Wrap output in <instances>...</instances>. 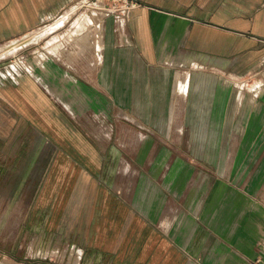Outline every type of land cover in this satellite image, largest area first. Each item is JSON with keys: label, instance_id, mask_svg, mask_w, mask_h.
I'll use <instances>...</instances> for the list:
<instances>
[{"label": "crops", "instance_id": "crops-1", "mask_svg": "<svg viewBox=\"0 0 264 264\" xmlns=\"http://www.w3.org/2000/svg\"><path fill=\"white\" fill-rule=\"evenodd\" d=\"M71 1L0 0V43ZM99 42L95 77L69 79L75 107L58 80L0 88L1 158L46 182L36 226L62 215L85 264H264V0H128L102 19ZM197 78H256L261 93L248 109L223 87L204 98ZM94 124L110 128L107 149L88 134ZM239 125L233 143L225 132ZM188 130L190 142L176 134ZM190 145L217 149L194 161L177 150ZM238 146L239 171L216 172Z\"/></svg>", "mask_w": 264, "mask_h": 264}, {"label": "rangeland", "instance_id": "rangeland-1", "mask_svg": "<svg viewBox=\"0 0 264 264\" xmlns=\"http://www.w3.org/2000/svg\"><path fill=\"white\" fill-rule=\"evenodd\" d=\"M123 6H126L125 0H72L65 6L58 18L46 22L40 26L39 30L0 43V88L8 83L12 85L17 78H36L47 88L58 80L72 85L70 89L73 97L62 96L61 98L67 106L75 107L78 104L77 101L83 102L80 87L75 89L76 85H73L69 79L95 77L100 62L96 43H100L102 19L106 14L123 10ZM89 20L93 22V25L88 26ZM83 25L85 27L87 25V29L80 35ZM183 76H186L185 71L180 77ZM197 79L201 80L199 92L204 98L209 96V92L214 93L215 86L217 91L222 90L223 87L226 91H233L238 96L242 95L246 98L248 109L251 107L250 99L255 100V96L261 93L256 78L252 80L250 78ZM183 80L180 84L183 82L182 85L186 87V81ZM183 91L178 92H182L181 95L184 96ZM212 101L213 99H210V103ZM203 102V99L200 100L199 105H207ZM91 115L85 114L84 118L93 122ZM240 127L241 125L234 131L226 130L225 137L232 138L233 143L239 138L243 139L245 131L239 129ZM88 134L100 141L103 149H107L113 142L109 140L110 128L103 124H94L88 130ZM176 134L182 139L194 138L191 130ZM203 134H205L203 130H200L199 136L202 137ZM194 136L196 137L195 132ZM240 148L239 146L232 147L233 155L230 158L233 160L232 163H219L215 171H222L226 168L238 172L239 163L235 159L238 160ZM198 149L201 152L209 151L213 154L217 148H198L192 145L177 148L179 154L190 158L197 155ZM0 153H2L1 150ZM194 161H196L195 158ZM43 181L33 178L21 179V171L16 169V164L3 161L0 154V264L86 263L84 257L81 259L79 245L70 242L69 237L65 238L62 215L61 218H52L55 221H52L54 226H36L39 216L42 222L45 219L42 211L35 210L40 184L44 186L45 183L46 185Z\"/></svg>", "mask_w": 264, "mask_h": 264}, {"label": "bare ground", "instance_id": "bare-ground-1", "mask_svg": "<svg viewBox=\"0 0 264 264\" xmlns=\"http://www.w3.org/2000/svg\"><path fill=\"white\" fill-rule=\"evenodd\" d=\"M88 24V26L89 25H93V22L92 21H90L89 20V22L87 23ZM84 26V25H83ZM86 27H87V25H86ZM85 26L83 27V28H81V31H80V35H82L83 34V32H86V28ZM80 37V36H79ZM97 45H96V49H97V51H99L100 50V48H101V45H100V43H96ZM184 81V80H183ZM183 83V82H182ZM182 83L180 84V81H178V87H179V89H178V91H183V93H185V87H184V84L182 85ZM188 83V82H187ZM186 86V85H185ZM188 86V85H187ZM186 86V87H187ZM188 89V88H187ZM187 92V91H186ZM179 93V92H178ZM181 93L182 92H180L179 93V95H181ZM182 96V95H181Z\"/></svg>", "mask_w": 264, "mask_h": 264}, {"label": "built area", "instance_id": "built-area-1", "mask_svg": "<svg viewBox=\"0 0 264 264\" xmlns=\"http://www.w3.org/2000/svg\"><path fill=\"white\" fill-rule=\"evenodd\" d=\"M128 0H126V2H127Z\"/></svg>", "mask_w": 264, "mask_h": 264}]
</instances>
